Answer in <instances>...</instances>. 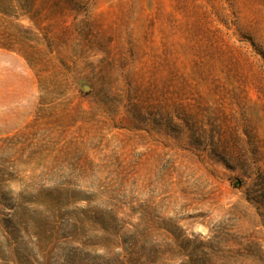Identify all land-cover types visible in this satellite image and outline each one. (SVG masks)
Masks as SVG:
<instances>
[{"label":"rangeland","instance_id":"1","mask_svg":"<svg viewBox=\"0 0 264 264\" xmlns=\"http://www.w3.org/2000/svg\"><path fill=\"white\" fill-rule=\"evenodd\" d=\"M250 137L264 0H0V264H264Z\"/></svg>","mask_w":264,"mask_h":264},{"label":"trees","instance_id":"2","mask_svg":"<svg viewBox=\"0 0 264 264\" xmlns=\"http://www.w3.org/2000/svg\"><path fill=\"white\" fill-rule=\"evenodd\" d=\"M238 142L249 145L251 152L225 153L220 156V161L228 170L240 171L244 178L251 180L247 199L257 207L264 218V157L259 141L250 137L248 140L239 139Z\"/></svg>","mask_w":264,"mask_h":264}]
</instances>
